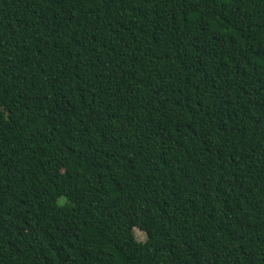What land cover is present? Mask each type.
<instances>
[{
	"label": "trees",
	"instance_id": "16d2710c",
	"mask_svg": "<svg viewBox=\"0 0 264 264\" xmlns=\"http://www.w3.org/2000/svg\"><path fill=\"white\" fill-rule=\"evenodd\" d=\"M0 264H264V0H0Z\"/></svg>",
	"mask_w": 264,
	"mask_h": 264
},
{
	"label": "rangeland",
	"instance_id": "374dc122",
	"mask_svg": "<svg viewBox=\"0 0 264 264\" xmlns=\"http://www.w3.org/2000/svg\"><path fill=\"white\" fill-rule=\"evenodd\" d=\"M134 233H135V238L137 239V241L140 242H144L146 239V236L144 233H142L141 231L134 229Z\"/></svg>",
	"mask_w": 264,
	"mask_h": 264
}]
</instances>
